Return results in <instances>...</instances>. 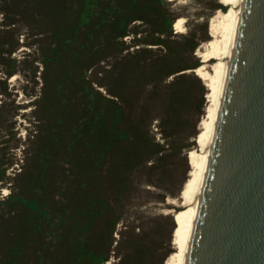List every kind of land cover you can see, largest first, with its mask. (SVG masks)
<instances>
[{
  "label": "rangeland",
  "instance_id": "obj_1",
  "mask_svg": "<svg viewBox=\"0 0 264 264\" xmlns=\"http://www.w3.org/2000/svg\"><path fill=\"white\" fill-rule=\"evenodd\" d=\"M81 4L0 0V264H82V247L165 264L208 105L195 69L211 71L201 53L226 7L119 1L143 19L115 37L113 13L79 25Z\"/></svg>",
  "mask_w": 264,
  "mask_h": 264
},
{
  "label": "water",
  "instance_id": "obj_2",
  "mask_svg": "<svg viewBox=\"0 0 264 264\" xmlns=\"http://www.w3.org/2000/svg\"><path fill=\"white\" fill-rule=\"evenodd\" d=\"M185 264H264V0H242Z\"/></svg>",
  "mask_w": 264,
  "mask_h": 264
},
{
  "label": "bare ground",
  "instance_id": "obj_3",
  "mask_svg": "<svg viewBox=\"0 0 264 264\" xmlns=\"http://www.w3.org/2000/svg\"><path fill=\"white\" fill-rule=\"evenodd\" d=\"M219 2L226 9L221 12V19L217 23L212 21L210 30L214 38L208 42L207 50L201 53L202 62L211 61V71H204V65H200L195 69L197 75L206 80L208 105L205 116L199 124L200 130L195 138L197 150H191L188 154L189 177L180 193L183 209L176 212L174 216L173 245L175 250L167 258L165 264L186 263L188 241L193 229L198 204L202 197V182L205 173H207V163L211 154L216 118L222 100V90L228 75L229 61L234 48L235 29L240 22L242 0H219ZM181 23L182 18L174 21L175 31L182 32Z\"/></svg>",
  "mask_w": 264,
  "mask_h": 264
},
{
  "label": "trees",
  "instance_id": "obj_4",
  "mask_svg": "<svg viewBox=\"0 0 264 264\" xmlns=\"http://www.w3.org/2000/svg\"><path fill=\"white\" fill-rule=\"evenodd\" d=\"M97 1L99 0H82L81 8H80V13H79V18L80 22L79 25H86L88 23L92 22V18L94 15L99 16L98 22L94 24V28H98L100 24H106L110 22L108 20L109 16H111V13H113L115 16L113 17V22H112V28L114 31V36L115 37H124L127 35L129 32L126 27L129 23L137 20V19H143L142 15H130V13H124L122 7H119V5H116V2L118 3L119 1L127 2L129 4L128 7H134L139 0H107V5L104 7V12L105 14H97L95 12V7L97 4ZM153 2H157L158 0H152ZM162 2V0H160ZM216 8L224 9L221 5H218ZM168 28L171 27V22L167 23ZM158 32L160 35H164L166 30L164 29H159ZM156 41L158 40V43H153V44H162L165 39H161L160 37H157L155 39ZM194 66L193 68H195ZM115 118L118 119L117 116ZM102 155V153H101ZM1 181V179H0ZM46 216L43 214L45 217H49V213L46 211H42ZM66 216L70 217L69 212L64 213ZM64 214H58L56 215V220H61L64 218ZM51 224L52 221H50ZM55 224V223H54ZM85 247H82L83 250V263L82 264H103L105 261L108 260V255H101L99 253L93 252L91 249H85ZM42 264V263H40Z\"/></svg>",
  "mask_w": 264,
  "mask_h": 264
}]
</instances>
